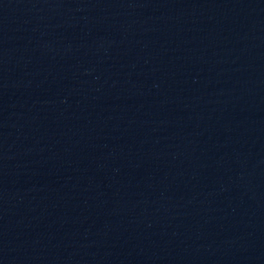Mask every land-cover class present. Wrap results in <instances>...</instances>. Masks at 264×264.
Instances as JSON below:
<instances>
[{
	"label": "water",
	"instance_id": "obj_1",
	"mask_svg": "<svg viewBox=\"0 0 264 264\" xmlns=\"http://www.w3.org/2000/svg\"><path fill=\"white\" fill-rule=\"evenodd\" d=\"M0 264H264V0H0Z\"/></svg>",
	"mask_w": 264,
	"mask_h": 264
}]
</instances>
